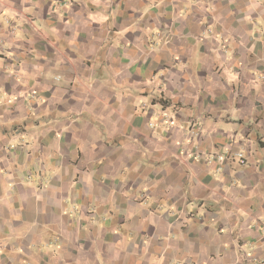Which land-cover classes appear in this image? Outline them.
<instances>
[{
	"label": "crops",
	"instance_id": "obj_1",
	"mask_svg": "<svg viewBox=\"0 0 264 264\" xmlns=\"http://www.w3.org/2000/svg\"><path fill=\"white\" fill-rule=\"evenodd\" d=\"M130 1L131 8L117 7L116 0H0V264H98L97 254L103 264H149L151 254L158 264H177L191 254L205 255L207 264H242L229 235L217 237L198 220L182 231L184 213L174 222L140 213L131 197L97 185L101 173L124 171L133 184L148 183L153 198L164 196L176 207L185 198L204 204L223 196L222 185L235 174L249 194L232 189L242 198L230 206L247 211L257 227L235 221V212L227 210L220 224L239 223V237L251 241L253 258L264 264V226L258 219L264 203L255 199L256 186L264 190V85L252 74L254 67L264 73V36L256 30L264 32V2L161 0L167 15L159 22L151 5ZM210 23L217 31L213 39L205 37ZM155 25L161 33L150 41L143 27ZM254 30L261 42L248 34ZM224 40L231 45L227 52ZM226 54L233 55L227 65ZM248 60L258 64L239 66ZM175 63L189 66L178 71ZM212 65L218 66L212 70ZM54 66L67 73L65 84L49 82L47 69ZM161 69L168 70L162 95L169 103L206 113L201 149L227 145L228 122L216 129L221 111L230 110L224 121L238 118L241 139L228 149L243 147L245 164L234 169L224 164L220 181L201 164L181 167L176 147L181 133L155 139L148 117L111 90V82L156 77ZM174 116L180 123L186 118L180 108ZM208 119L214 121L205 124ZM138 160L150 166L140 167ZM97 200L117 207L115 218L129 228L135 245L126 253L115 248L119 241L100 243L111 235L106 230L101 235L88 221ZM167 231L178 232L179 240L166 245L155 239ZM143 236L150 246L137 244Z\"/></svg>",
	"mask_w": 264,
	"mask_h": 264
},
{
	"label": "rangeland",
	"instance_id": "obj_2",
	"mask_svg": "<svg viewBox=\"0 0 264 264\" xmlns=\"http://www.w3.org/2000/svg\"><path fill=\"white\" fill-rule=\"evenodd\" d=\"M99 1V0H98ZM114 1V0H110ZM144 2L145 7H148V5H151L149 9L154 8V17L159 22H162V19L166 17L167 13L166 11L160 6L161 0H138ZM260 3L264 2V0H258ZM116 6L117 7H129L131 8V1L130 0H116ZM197 3L194 2V4ZM188 2H185L184 9L186 10ZM160 7L162 8L160 10ZM148 9V11H149ZM181 19L182 17L179 16ZM176 20V19H175ZM203 22V21H202ZM206 22H203L205 24ZM173 23L169 25L171 27ZM168 28L167 31L170 32L171 28ZM142 28V27H141ZM157 25L155 26H145L143 27V33L149 34V40L154 41L157 40L159 33L161 31L159 30ZM256 30H259L260 33L264 36V32L260 30L258 27ZM254 30L250 33L251 36L257 39L258 42H261V36L259 33ZM135 31V30H134ZM207 35L205 37H208L210 39H213L217 36V31L213 30V27L210 24H208L206 32ZM262 36V37H263ZM217 41H219V38H217ZM227 41H223V48H225L224 52H227L229 48H231V45L226 44ZM227 61L225 64L227 65L228 61L231 62V59L233 55L226 54ZM256 63L257 61H249L246 63L242 62L239 64L241 68L245 67L247 68L248 64ZM255 64V65H256ZM188 64L184 63H175L173 67H175L178 71L181 69L188 68ZM218 65H212L210 69L214 70L215 67ZM171 66H167V69H170ZM174 68V69H175ZM58 67L54 66L53 68H48L47 71L49 74V82L52 84H65L67 82V73L61 72L57 70ZM167 69H161L160 72L157 73L155 76H145L140 81L135 80H124L122 85H117L118 82L112 83L111 82V90L114 93L115 96H121L124 98H129V104H131L136 112L138 114L143 113L145 116L148 117L149 120V129L151 130V133L154 136L155 139L159 141H166V137L168 135L177 130L179 133H181L180 138L176 141V147L179 151V154L181 155L182 159L180 162L181 167L182 164L190 165V164H201L204 168L207 169V174L215 181H220L221 178V172H222V166L225 164L226 167L234 169L237 168V166H241L246 163V157L243 155V157L239 156V152H244L245 149L243 147H240L237 145L236 150H230L228 149L231 144L230 142L236 143L240 141V136L242 135L240 133V127L237 123L238 121H235L237 119L233 118L234 120H228L224 121V119L227 117L230 110H223L221 111V114L219 115L217 122H216V129L221 128V125L223 122L227 123L228 126H225V130H229V134L227 136V145L218 144L214 147L213 150H206L201 149L199 145V138L201 136V132L203 129V120L206 117V113L202 110H192L188 109L186 106H181L180 112L186 115V118L181 121V123L175 118V114L179 111V108H177V105L174 103H169L167 99L162 95V91L166 90V84L164 86L162 76L168 74ZM252 74L254 76V80L256 81L258 86L261 87L264 85V73L262 71H257L258 69L254 67L252 69ZM256 70V71H255ZM248 71V70H246ZM90 77H92L95 81H97V71H92L90 73ZM116 81V80H114ZM113 81V82H114ZM165 89V90H164ZM123 98V99H124ZM262 104V103H261ZM214 114L217 112H213ZM212 113V115H213ZM214 121L213 119H208L205 124L210 123ZM253 122V121H251ZM242 124L244 127H248V120L242 121ZM245 128V129H246ZM252 131V130H251ZM251 133L256 134L255 131H252ZM261 137V136H260ZM262 138V137H261ZM264 140V139H263ZM252 141V140H250ZM264 142V141H262ZM253 144V142H250ZM261 149V148H260ZM260 150L258 151L257 155H260ZM243 159V162L241 161ZM135 160V159H134ZM133 160V162H134ZM153 163V162H151ZM136 164L141 167L142 164H145V167L147 168L148 164H146V161L144 163L141 162V160L136 161ZM240 164V165H239ZM230 172H232L230 170ZM185 173V172H184ZM187 174V173H186ZM185 179H188L186 175L184 176ZM229 180L222 185V189L225 192L223 196L216 198L214 201H203L197 199V200H191L190 198H185L183 203L176 207L172 201L167 200L166 197H157L153 198L150 194L147 193L148 189V183H141L140 185H135L132 183V178H130L128 171L124 172H117L113 174L108 173H101L98 176V182L97 185L101 186V188L106 187L109 191H111L113 194L117 192V190H120L121 194L125 197H131L137 207H140V213H142V210L148 211V213L152 214H158L161 216V218L165 221L174 222L176 220H179L181 214H185L184 221L182 225L178 226L180 230H184L188 228L190 225H193L192 222L194 220L200 221V226L202 227H208L214 230V235H217V237H222L225 235H229L232 240V246L237 254V257H239L242 264H258L257 259L253 258L252 254V248H251V241H244L242 238L239 237V231L241 230L239 227V223L236 224V226L231 225L229 227H225L221 225V219H222V213L227 210L228 212L234 211L233 207L230 206V203L238 202L240 198H242L241 195L232 192V189H237L241 191H246V186L236 177L235 174H229ZM189 180H186L183 183V189H184V196L187 195L186 190L189 186ZM120 188V189H119ZM257 193L255 195V199L259 201V203H264V190L263 187L256 186ZM171 193V192H170ZM169 193V194H170ZM247 194H249L246 191ZM207 198H205L206 200ZM226 199H229V202L226 201ZM96 204V203H95ZM103 205V206H102ZM96 208V210H94ZM90 212L95 213V216L89 217L88 221L95 224L97 226V232L100 231V234L102 235L103 230L108 231L109 235H111V239L108 237H103V240L101 239V235L97 237V240L101 241L102 244H116V241H119L120 246H115V248L118 249L119 254L126 253L128 251V248L130 244H134L135 242L133 238L129 236L130 230L129 228L125 227V223L123 221H120V218L115 216L118 213L117 207L108 204L106 202L102 203L97 200V207L94 205V208L90 207ZM234 216H236L235 221H241L242 223L248 221V227H257L256 222L250 219L247 211H241L240 213L238 211H234ZM252 212V211H250ZM208 214L210 216L207 218ZM118 216V215H117ZM73 217V216H72ZM142 219V216L140 217ZM76 219V218H75ZM260 220V223L264 226V216H259L258 218ZM144 220H146V216L144 217ZM78 225V224H75ZM80 229H83L87 231L88 225L86 223H80ZM236 228L238 229V233L236 232ZM259 230H262V227H259ZM261 238L264 236V231H261ZM179 233L176 231H167V234L162 237H156L155 239L162 242L163 244H170L173 240H179L178 237ZM219 235V236H218ZM176 236V237H175ZM137 244L141 247H148L151 245V240L143 236L140 239H138ZM220 242V240H219ZM99 242H97L98 244ZM220 245V244H219ZM181 257V256H180ZM129 258V256H128ZM147 258V255L145 256ZM205 255L195 256L193 254L185 257L182 256L180 259V262L177 264H207V262L204 260ZM97 262L98 264L107 263L105 260L101 259L100 256L97 254ZM149 264H158L157 263V255L151 254L149 257ZM20 264V263H19ZM29 264V263H28ZM30 264H34V262L30 261ZM175 264V263H173Z\"/></svg>",
	"mask_w": 264,
	"mask_h": 264
},
{
	"label": "built area",
	"instance_id": "obj_3",
	"mask_svg": "<svg viewBox=\"0 0 264 264\" xmlns=\"http://www.w3.org/2000/svg\"><path fill=\"white\" fill-rule=\"evenodd\" d=\"M244 153L243 152H239V156L243 157ZM241 161L243 162V159H241Z\"/></svg>",
	"mask_w": 264,
	"mask_h": 264
}]
</instances>
